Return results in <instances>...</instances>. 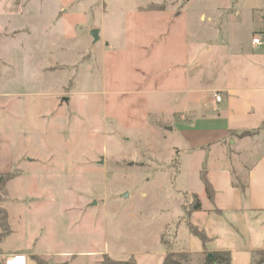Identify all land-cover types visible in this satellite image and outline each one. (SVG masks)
I'll list each match as a JSON object with an SVG mask.
<instances>
[{
    "label": "rangeland",
    "instance_id": "374dc122",
    "mask_svg": "<svg viewBox=\"0 0 264 264\" xmlns=\"http://www.w3.org/2000/svg\"><path fill=\"white\" fill-rule=\"evenodd\" d=\"M156 1L0 0V139L19 173L0 202L14 232L2 252L149 264L171 220L162 245L181 242L178 190L199 182L154 113L156 91L182 84L157 45L167 14L136 9Z\"/></svg>",
    "mask_w": 264,
    "mask_h": 264
},
{
    "label": "crops",
    "instance_id": "0c3cea01",
    "mask_svg": "<svg viewBox=\"0 0 264 264\" xmlns=\"http://www.w3.org/2000/svg\"><path fill=\"white\" fill-rule=\"evenodd\" d=\"M136 9L167 14L157 45L165 48L171 73L180 74L182 84L156 91L161 99L154 113L170 122L167 132L175 141L170 149L178 171L190 169L199 182L178 190V210L184 211L192 194L201 210L178 216L173 239L180 234L181 242L171 251L188 254L189 264H204L202 244L186 227L190 223L209 239L206 252H228L230 264H264V0H157ZM255 37L261 45L252 44ZM244 131L252 135L231 134ZM13 165L11 143L0 139V174L12 172ZM202 170L213 190L212 202L200 181ZM170 224L172 220L164 221L159 230L162 250L156 255L146 252L149 264H162L169 251L160 237ZM12 254H24L27 264L70 262L47 261V254L31 242L14 252L0 249V255Z\"/></svg>",
    "mask_w": 264,
    "mask_h": 264
},
{
    "label": "trees",
    "instance_id": "16d2710c",
    "mask_svg": "<svg viewBox=\"0 0 264 264\" xmlns=\"http://www.w3.org/2000/svg\"><path fill=\"white\" fill-rule=\"evenodd\" d=\"M149 10H161V7L157 6H149ZM233 135H236V137L243 138L252 135V132L244 131L241 133H231ZM19 173L17 171L8 172L4 174H0V202L2 201V196L5 192V188L11 180L18 177ZM200 181L202 182V185L204 187V192L206 194V197L209 201H213V190L211 185L206 179L205 172L202 170L200 172ZM240 188L244 189L245 186L241 185ZM190 203L186 204L184 206V212L186 216H188L191 213L198 212L201 210L200 202L196 195L192 194L189 197ZM188 231L199 239V241L202 244V247L204 249L203 253L206 256L204 264H230L231 263V257L230 253L228 252H213L208 253L205 251V246L208 243L209 239L206 237L203 231L199 230L195 226L191 225L190 223H187L186 225ZM11 228L9 224V217L8 213L5 208H3L0 205V243H2L7 237L11 235ZM164 237H160L161 243L163 242ZM211 254V258H208L207 255ZM189 255L185 253H175L172 251H167L165 253L164 259L162 261V264H189ZM100 264H136L133 260L132 263L128 262H122V261H116L113 259H110L107 255L103 256L102 261Z\"/></svg>",
    "mask_w": 264,
    "mask_h": 264
},
{
    "label": "built area",
    "instance_id": "2783aa9c",
    "mask_svg": "<svg viewBox=\"0 0 264 264\" xmlns=\"http://www.w3.org/2000/svg\"><path fill=\"white\" fill-rule=\"evenodd\" d=\"M252 44L261 45L258 38L252 39ZM220 95H215V101L220 102ZM2 264H27V257L24 254L0 255Z\"/></svg>",
    "mask_w": 264,
    "mask_h": 264
},
{
    "label": "water",
    "instance_id": "95a60500",
    "mask_svg": "<svg viewBox=\"0 0 264 264\" xmlns=\"http://www.w3.org/2000/svg\"><path fill=\"white\" fill-rule=\"evenodd\" d=\"M93 34L96 35V32H94ZM61 102L67 103L68 99L64 97V98L61 99ZM207 257L211 258L212 256H211V254H208Z\"/></svg>",
    "mask_w": 264,
    "mask_h": 264
}]
</instances>
